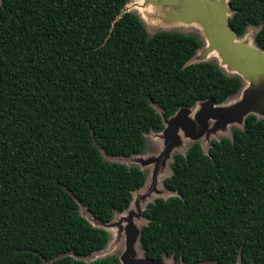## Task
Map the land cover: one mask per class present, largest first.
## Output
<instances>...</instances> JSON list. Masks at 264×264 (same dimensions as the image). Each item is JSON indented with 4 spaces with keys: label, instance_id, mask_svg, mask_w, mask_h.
<instances>
[{
    "label": "trees",
    "instance_id": "1",
    "mask_svg": "<svg viewBox=\"0 0 264 264\" xmlns=\"http://www.w3.org/2000/svg\"><path fill=\"white\" fill-rule=\"evenodd\" d=\"M127 0H0V264L91 262L109 223L145 180L136 167L102 160L140 154L161 116L240 88L209 62L188 63L199 42L148 36ZM236 37L257 28L264 51V0H227ZM145 205L138 235L145 259L182 264H264V120L247 115L206 152L174 154Z\"/></svg>",
    "mask_w": 264,
    "mask_h": 264
},
{
    "label": "rangeland",
    "instance_id": "2",
    "mask_svg": "<svg viewBox=\"0 0 264 264\" xmlns=\"http://www.w3.org/2000/svg\"><path fill=\"white\" fill-rule=\"evenodd\" d=\"M225 2L226 0H127L122 12L135 14L148 36L166 31L194 37L199 42V48L188 63H212L225 75L238 77L241 88L221 105L197 102L191 108L179 109L168 118L162 117V130L145 135L144 148L140 154L109 157L99 150L102 160L106 162L138 168L145 176L144 184L132 193L127 209L114 214L112 220L104 225L90 218L84 207L78 204L79 215L91 226L104 230L108 237L102 250L87 257L71 255V258L87 263L114 256L120 264H182L169 257L160 262L145 260L138 243L139 230L145 224L141 211L156 198L173 196L161 183L170 174L169 164L174 154H184L191 143H198L202 151L206 152L212 140L230 138L233 128L242 127L240 115L243 113L248 114L253 110L257 118L264 116V95L260 96L254 107L253 93L250 91L252 76L257 78L256 86L264 85V55L254 48L252 41L257 28L247 27L240 37L228 35L224 27V20L229 16L224 8ZM146 5L158 8L163 16L157 17V13L147 16L148 21L142 19L139 11H145L146 8H142ZM237 67L249 76L240 74ZM243 97L246 98L245 101ZM155 111L161 115L158 108Z\"/></svg>",
    "mask_w": 264,
    "mask_h": 264
},
{
    "label": "water",
    "instance_id": "3",
    "mask_svg": "<svg viewBox=\"0 0 264 264\" xmlns=\"http://www.w3.org/2000/svg\"><path fill=\"white\" fill-rule=\"evenodd\" d=\"M224 8H225V10H227V12H229V16H230V14H231V12L229 11V9H228V7H227V0H226V2H225V4H224ZM121 13H123L122 12V10H121ZM228 16V17H229ZM228 19V18H227ZM227 19L226 20H224V27H225V29H226V32L228 33V35H230V36H235L234 35V33L229 29V27H228V23H227ZM254 45V44H253ZM255 46V45H254ZM256 50H258L259 52H261V53H263V55H264V51H260L258 48H256V47H254ZM197 51V50H196ZM195 51V52H196ZM195 54V53H194ZM194 56V55H193ZM253 58V57H252ZM264 60V59H263ZM189 62V61H188ZM202 62H204V61H202ZM237 70H238V72L240 73V74H242L243 76H249L246 72H243L239 67H237ZM252 80L253 81H251V86H250V91L253 93V103H254V107L258 104V102H259V100H260V96L263 94L264 95V85H260V86H256L255 84H256V81H257V78L255 77V76H252ZM240 88H241V85H240ZM240 88H239V90H240ZM238 90V91H239ZM237 91V92H238ZM236 92V93H237ZM235 93V94H236ZM227 100V99H226ZM225 100V101H226ZM246 100V98L245 97H243V101H245ZM224 101V102H225ZM201 102H209L210 104H212V105H214L213 104V102L211 101V100H206V101H201ZM223 102V103H224ZM197 103V102H196ZM195 103V104H196ZM223 103H221V104H223ZM221 104H218V105H221ZM218 105H216V106H218ZM194 106V105H193ZM192 106V107H193ZM263 109H264V103H263V107H262ZM181 109V108H180ZM184 109H188V108H184ZM262 109V112L264 111ZM179 110V109H178ZM177 110V111H178ZM176 111V112H177ZM175 112V113H176ZM254 115L255 116V114L253 113V110L252 111H250V113H248V114H245V113H243V114H241L240 115V118L242 119V124H243V120H244V118L247 116V115ZM160 115V114H159ZM161 116V119H162V117H164V116H162V114L160 115ZM256 117V116H255ZM165 118V117H164ZM264 118V116H262V118H260V119H263ZM264 120V119H263ZM77 204H80V203H77ZM81 205V204H80ZM140 215H141V213H140ZM99 224V223H98ZM100 225H102V224H100ZM139 235V234H138ZM145 260H147V261H149L148 259H145ZM150 261H153V260H150ZM158 262V261H157ZM160 262V261H159Z\"/></svg>",
    "mask_w": 264,
    "mask_h": 264
},
{
    "label": "bare ground",
    "instance_id": "4",
    "mask_svg": "<svg viewBox=\"0 0 264 264\" xmlns=\"http://www.w3.org/2000/svg\"><path fill=\"white\" fill-rule=\"evenodd\" d=\"M146 8V10L145 11H141V9H140V11H139V13H140V16H141V18L142 19H144V20H146V21H148L149 19H147V16H151V15H154V14H157V17H162L163 15H161V12L158 10V8H156V7H153V6H149V5H146L144 8H142V9H145ZM145 13H147V14H149V15H146ZM153 17V16H152ZM153 19L154 20H156V18L155 17H153ZM150 22V21H149ZM152 22V21H151ZM169 22V21H168ZM210 32V31H209Z\"/></svg>",
    "mask_w": 264,
    "mask_h": 264
}]
</instances>
